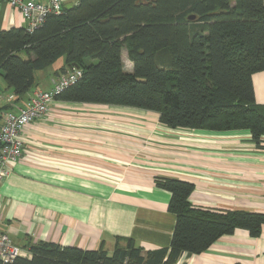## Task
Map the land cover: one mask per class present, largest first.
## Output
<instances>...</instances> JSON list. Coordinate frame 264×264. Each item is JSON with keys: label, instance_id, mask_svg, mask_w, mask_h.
Listing matches in <instances>:
<instances>
[{"label": "trees", "instance_id": "16d2710c", "mask_svg": "<svg viewBox=\"0 0 264 264\" xmlns=\"http://www.w3.org/2000/svg\"><path fill=\"white\" fill-rule=\"evenodd\" d=\"M62 57L57 76L75 65L83 74L55 100L155 111L172 129L248 130L264 149V104L253 83L264 71V0H78L33 31H0V71L17 102L36 86V72ZM156 184L171 193L168 209L177 217L169 246L146 251L124 238L110 254L39 241L29 245L31 256L0 264H175L237 229L262 234L264 212L197 208L193 182L159 177Z\"/></svg>", "mask_w": 264, "mask_h": 264}, {"label": "crops", "instance_id": "0c3cea01", "mask_svg": "<svg viewBox=\"0 0 264 264\" xmlns=\"http://www.w3.org/2000/svg\"><path fill=\"white\" fill-rule=\"evenodd\" d=\"M77 2L63 0L64 8ZM25 26L17 8L0 2V31ZM64 63L36 77L20 102L0 71V127L5 113L35 89H51ZM253 83L256 102L264 104V71ZM159 116L55 100L23 131L24 154L0 184V231L28 257L29 245L39 241L110 254L124 238L146 251L167 247L177 217L168 209L171 193L156 184L159 177L193 182L190 201L197 208L264 212V149L248 130L172 129ZM175 264H264V225L259 237L237 229L200 254L183 253Z\"/></svg>", "mask_w": 264, "mask_h": 264}, {"label": "built area", "instance_id": "2783aa9c", "mask_svg": "<svg viewBox=\"0 0 264 264\" xmlns=\"http://www.w3.org/2000/svg\"><path fill=\"white\" fill-rule=\"evenodd\" d=\"M17 8L30 31L40 27L48 14H61L64 11L63 0H0ZM82 70L73 67L58 75L49 90L35 89L22 106L7 111L0 127V184L11 171L12 164L18 162L24 154L23 131L50 111L56 95L76 83L82 77ZM22 247L14 243L5 232L0 231V262H12L24 256Z\"/></svg>", "mask_w": 264, "mask_h": 264}, {"label": "rangeland", "instance_id": "374dc122", "mask_svg": "<svg viewBox=\"0 0 264 264\" xmlns=\"http://www.w3.org/2000/svg\"><path fill=\"white\" fill-rule=\"evenodd\" d=\"M234 3V2H233ZM64 61V58H60L59 60H57L52 66H50L47 70H45L44 72H36V77L40 78V74H47L48 72H50L52 69H56L57 67H59ZM125 69L126 70H131L132 68V63L131 61L127 58V56L125 57Z\"/></svg>", "mask_w": 264, "mask_h": 264}, {"label": "water", "instance_id": "95a60500", "mask_svg": "<svg viewBox=\"0 0 264 264\" xmlns=\"http://www.w3.org/2000/svg\"><path fill=\"white\" fill-rule=\"evenodd\" d=\"M72 7V5H69V6H67V8H71ZM75 67H79L78 65H75Z\"/></svg>", "mask_w": 264, "mask_h": 264}]
</instances>
